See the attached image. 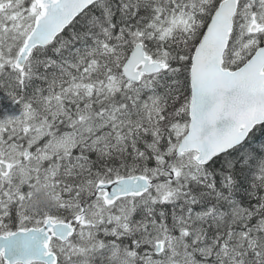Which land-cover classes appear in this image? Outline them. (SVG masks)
Returning a JSON list of instances; mask_svg holds the SVG:
<instances>
[{
    "label": "snow or ice",
    "instance_id": "1",
    "mask_svg": "<svg viewBox=\"0 0 264 264\" xmlns=\"http://www.w3.org/2000/svg\"><path fill=\"white\" fill-rule=\"evenodd\" d=\"M0 264H264V0H0Z\"/></svg>",
    "mask_w": 264,
    "mask_h": 264
},
{
    "label": "rangeland",
    "instance_id": "2",
    "mask_svg": "<svg viewBox=\"0 0 264 264\" xmlns=\"http://www.w3.org/2000/svg\"><path fill=\"white\" fill-rule=\"evenodd\" d=\"M3 97L2 96H0V107H3V105H8V104H6V103H3Z\"/></svg>",
    "mask_w": 264,
    "mask_h": 264
},
{
    "label": "trees",
    "instance_id": "3",
    "mask_svg": "<svg viewBox=\"0 0 264 264\" xmlns=\"http://www.w3.org/2000/svg\"><path fill=\"white\" fill-rule=\"evenodd\" d=\"M3 99V103L9 104V101L6 98L3 97Z\"/></svg>",
    "mask_w": 264,
    "mask_h": 264
},
{
    "label": "bare ground",
    "instance_id": "4",
    "mask_svg": "<svg viewBox=\"0 0 264 264\" xmlns=\"http://www.w3.org/2000/svg\"><path fill=\"white\" fill-rule=\"evenodd\" d=\"M9 104H10V101H9Z\"/></svg>",
    "mask_w": 264,
    "mask_h": 264
}]
</instances>
